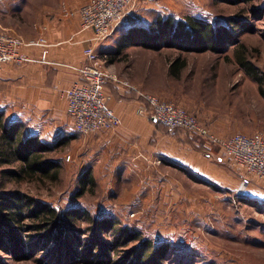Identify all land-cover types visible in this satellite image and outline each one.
<instances>
[{
  "label": "rangeland",
  "instance_id": "374dc122",
  "mask_svg": "<svg viewBox=\"0 0 264 264\" xmlns=\"http://www.w3.org/2000/svg\"><path fill=\"white\" fill-rule=\"evenodd\" d=\"M87 1L0 0V31L28 42L43 34L44 23L52 21L61 11L62 15L70 16L67 12L76 10L70 8ZM136 1H145L149 9H137ZM262 10L264 0H134L124 19L129 11L135 12L143 25L151 24L157 16H171L176 22L193 16L215 26H225L237 42L205 51L183 50L158 42L157 47L130 42L118 53L119 44L111 38L114 45L108 51H97L105 70L144 93L180 105L223 138L236 133H264V81L256 79L238 60V55L243 54L264 80V17L256 15L262 14ZM176 57L184 59L186 66L172 74L170 64ZM10 87L0 85V113L6 124L23 122L26 136H38L51 146L67 135L75 138L46 154L49 160L60 163L56 181L35 175L17 182L15 177L21 163L0 162V199L8 192H19L63 211L79 207L94 219L114 217L121 228L141 230L159 246L169 244L167 257L157 264H264V180L250 177L234 166L219 145L187 131L189 136L216 146L214 157L225 176L219 174L220 179L213 182L203 175L204 178L201 176L196 181L182 171L171 169L170 173L179 182L155 187L148 201L137 200L133 186L136 182L132 185L130 173L125 172L126 177L119 170H107L110 158L107 161L105 157L102 162L88 147L87 136L95 133L82 135L58 126L60 123L47 124L38 117L23 115L20 112L23 108L11 105L6 97ZM87 170L97 184L79 195L81 179ZM5 172H10L9 176ZM245 177L249 178V184L238 198ZM11 227L17 228L14 224ZM78 228L83 231L77 233L81 241L78 245L75 240L74 248L69 244L59 245L57 240L41 242L38 237L29 240L26 236L34 234L32 231L16 229L23 238L17 257L10 251V237L5 234L0 239V264H135L137 255L127 256L137 249L138 242L118 246L113 255L105 251L104 255L85 257L86 261L69 259L73 250H80L86 246L83 242L90 241L92 232L86 230L90 222L82 219ZM98 237L109 244L117 236L107 231L99 232ZM32 248L36 249L35 254L26 252Z\"/></svg>",
  "mask_w": 264,
  "mask_h": 264
},
{
  "label": "crops",
  "instance_id": "0c3cea01",
  "mask_svg": "<svg viewBox=\"0 0 264 264\" xmlns=\"http://www.w3.org/2000/svg\"><path fill=\"white\" fill-rule=\"evenodd\" d=\"M145 4V1H136L135 5L140 10L149 9ZM74 7L69 8H79ZM132 11H129L123 22L113 27L110 38L102 41H96L93 30L82 26L78 14L64 16L61 11L52 21L44 23L46 30L41 35L46 37L47 45L26 44L24 51L30 56L39 57L43 50H47L48 59L52 63L5 64L0 70V85L11 86L10 93L6 95L9 103L23 108L20 111L23 115L38 117L47 124L60 123L58 126L74 131L73 120L67 113L64 92L79 80V75L70 65L84 62V48L88 44L94 43L96 49L108 51L114 45L111 38L119 44L118 49L120 45H128L146 36L152 23L144 22L146 25H143V20L136 18V13ZM147 25L149 28H144ZM107 89L112 95L110 106L120 123L113 130L87 136L88 147L95 151L97 159L102 162L105 157H108L107 161L110 158L111 162L106 164L107 170L130 173L132 185L136 182L133 186L137 200L140 198L148 201L155 187L166 186L171 181L179 182L170 173L171 169L182 171L196 181L202 179L203 175L213 182L220 179L219 174L225 176L220 173L214 157L217 154L216 146L189 136L184 130L168 131L152 119L139 114L140 102L135 100L133 93L129 92L131 90L124 85L112 81L107 84ZM145 184L146 188H143ZM177 191L180 193L178 188Z\"/></svg>",
  "mask_w": 264,
  "mask_h": 264
},
{
  "label": "trees",
  "instance_id": "16d2710c",
  "mask_svg": "<svg viewBox=\"0 0 264 264\" xmlns=\"http://www.w3.org/2000/svg\"><path fill=\"white\" fill-rule=\"evenodd\" d=\"M264 17V11L262 10ZM146 36H141L135 42L146 47H157V42L169 47H176L185 50H208L217 49L221 44L235 45L237 42L234 36L225 26H215L207 20L187 16L185 19L175 21L171 16L157 18L152 22L149 31H146ZM154 42V43H152ZM120 45L117 52L120 53ZM238 60L242 66L246 68L256 79L264 81L258 76V71L254 65L248 62L243 54L238 55ZM186 62L181 57H176L170 64V71L176 74ZM112 81H108L107 84ZM133 97L140 103L148 105L147 101L136 91ZM154 121V120H153ZM168 131L171 129L163 124L155 122ZM23 122H12L10 125L4 121L3 114L0 113V162L2 164H13L19 161L20 169L16 173V181L25 179L27 176L41 175L42 178L49 177L56 181L60 174V163L56 160H49L46 154L53 151L58 145H68L75 138V135H67L63 137L59 143L55 145L46 144L38 136H26ZM176 131L184 130L182 128L175 129ZM186 131V130H184ZM187 132V131H186ZM9 176L10 172H5ZM12 174V173H11ZM97 182L91 171L87 170L81 179V190L79 195H83L89 189L96 186ZM82 219L90 222L91 231L90 241L83 242L85 247L80 250H73L69 259H77L78 261H86L85 257L94 256L97 253L104 255L105 251L113 255L120 245H131L137 243V249H133L127 257H135V264H157L167 257L169 252V244L157 245L151 239L145 237L143 232L138 229L121 228L119 222L114 217H104L94 219L91 213L79 207L68 208L63 211L56 208L54 205L40 201L29 194H20L19 192H8L2 195L0 199V239H4L5 234L10 237L9 249L15 256L21 249L18 248L20 243H23V238L16 229L22 231L29 230L34 234L29 233V240L38 237L39 240L58 241L59 245L66 244L73 246L72 243L76 240L80 245L77 233L83 231L78 228V224ZM27 221H30L29 223ZM14 224L17 228H12ZM5 231V232H4ZM113 231L117 236L113 243H103L99 237V232ZM4 232V235L2 234ZM2 236V237H1ZM26 242H24L25 244ZM86 248V249H85ZM36 249L32 248L28 252L35 254ZM129 253V254H130ZM18 256V255H17ZM16 256V257H17ZM101 258V257H98ZM159 260V262L157 261Z\"/></svg>",
  "mask_w": 264,
  "mask_h": 264
},
{
  "label": "built area",
  "instance_id": "2783aa9c",
  "mask_svg": "<svg viewBox=\"0 0 264 264\" xmlns=\"http://www.w3.org/2000/svg\"><path fill=\"white\" fill-rule=\"evenodd\" d=\"M133 2L134 0H88L76 10L68 11L67 15L78 14L82 26L92 29L95 40L102 41L110 36L115 25L123 21ZM47 43L45 36L25 42L18 36L0 31V70L7 63L16 65L28 62L52 63L48 59L47 50H43L39 57L30 56L24 51L26 44L46 46ZM84 56L85 60L81 64L70 65L79 75V80L64 92L67 113L73 120L75 132L93 134L114 129L119 125L120 119L110 106L112 95L107 89V82L114 81L138 92L147 101L148 105L142 103L139 105V114L171 130L182 128L198 134L212 144L219 145L234 166L250 177L257 176L264 180V133L255 135L236 133L223 138L180 105L144 93L135 85L120 80L105 70L94 43L84 48ZM248 184L249 178H243L240 184L242 191L238 198L244 195L243 190Z\"/></svg>",
  "mask_w": 264,
  "mask_h": 264
}]
</instances>
